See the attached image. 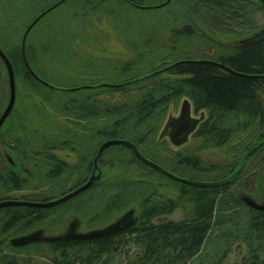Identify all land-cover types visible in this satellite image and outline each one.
<instances>
[{
  "label": "trees",
  "instance_id": "1",
  "mask_svg": "<svg viewBox=\"0 0 264 264\" xmlns=\"http://www.w3.org/2000/svg\"><path fill=\"white\" fill-rule=\"evenodd\" d=\"M68 1L82 10L76 21L86 37L96 29L89 16L113 0ZM116 1L139 11L165 12L163 25L153 30L120 25L119 40L132 59L118 63L78 54V65L65 74L45 67L41 46L26 45L29 66L22 42L14 52L3 49L25 97H17L1 128L18 151L20 170L0 158V200L45 202L64 196L90 178L98 149L109 139L132 141L147 158L197 181L230 176L258 144L234 181L217 187L178 182L127 147L110 146L99 162L108 167L106 173L86 191L52 207L0 208V264H228L235 253L237 264H264V210L242 200L250 195L264 202V41L239 43L260 29L261 0ZM28 5L34 8V0ZM207 44L212 52L205 50ZM95 45L88 39V46ZM47 77L76 84L61 87ZM6 89L0 58V115ZM184 98L195 112L206 114L193 134L195 145L171 151L158 135ZM223 148L229 155L224 162H208L201 155ZM21 191L33 193L19 196ZM130 209L134 224L103 239L25 247L10 243L38 229L48 236L61 234L74 219L84 229L103 228ZM178 209L184 212L181 220L167 219ZM68 211L72 214L60 228Z\"/></svg>",
  "mask_w": 264,
  "mask_h": 264
},
{
  "label": "rangeland",
  "instance_id": "2",
  "mask_svg": "<svg viewBox=\"0 0 264 264\" xmlns=\"http://www.w3.org/2000/svg\"><path fill=\"white\" fill-rule=\"evenodd\" d=\"M10 1L0 0V47L9 51L13 50L14 52L17 43H19V41H23L24 34L34 19L44 9L53 5L58 0H34V8L29 7L28 5L31 3V0ZM77 7L79 6L76 5V3L66 0L40 19L28 33L26 45L41 46L42 54H44L42 57L45 61L46 68L56 72L72 74L67 69H70L74 64L78 65V62H76L78 54L83 57L98 60L106 59L118 63L132 59L133 53L131 50L128 49L121 40H119L120 25H122V23L124 25L128 24L129 28L132 27L137 29H141L143 26L145 29L153 30L163 25V20L160 19L162 18L160 15L165 13L163 10L139 11L136 8L119 5L116 0H113L112 2L106 4L101 12L89 16V19L95 23L94 27L96 29L90 31L89 35L85 33L87 36L84 37V33L82 32L83 28L81 24L76 21L81 13L83 15V12L80 9L78 10ZM257 21L261 25V29L264 26L263 14L258 13ZM88 39L90 41H95L98 45L93 47L88 46ZM204 48L205 50L212 52V47H210L209 44L205 45ZM36 69L44 73L41 68ZM47 79L53 84L61 87H74L73 85L76 84L75 80L63 78L52 79L48 77ZM79 82H81V80H78L77 83ZM18 86H21V84L17 81V97H25L24 89L21 87L22 91L20 93ZM6 94L7 96L5 95V99L3 101L4 106L2 108V112L9 100V86L8 89H6ZM184 99L180 101L177 108H172L170 110L160 133L170 117L179 116ZM201 112L197 113L193 109L192 114L195 117H200ZM158 140L163 141L171 151H178L188 146L195 145L193 135L189 138V141L186 144L180 147L174 146L169 137H164L163 139L158 137ZM235 144H237V142H235L234 145ZM11 145L12 144L9 142V139L5 135V131L1 129L0 157L2 160H5V163L9 166H11V164L19 165L20 159H18V155L16 154V151L11 148ZM227 149L228 148L208 150L201 152V155L208 160V162H224V160L229 159V155L226 153ZM62 156L65 155L63 154ZM73 157L70 158V160L74 159ZM11 160L13 162H11ZM101 164L103 165L104 172L106 173L108 167H104L103 163ZM102 173L103 172L100 171V175H102ZM176 173L181 175L178 172ZM32 193V191H21L19 192V196ZM76 203L77 202H74L73 206H76ZM62 208H64V206ZM70 214H72V211H68L67 214L61 217V220H59V225H61L60 228L65 226ZM183 217L184 212L181 209H178L171 215L167 216V219L179 221ZM131 221H134V217ZM77 232L79 233L78 230ZM239 260L240 255L235 253L232 255L228 264H237Z\"/></svg>",
  "mask_w": 264,
  "mask_h": 264
},
{
  "label": "water",
  "instance_id": "3",
  "mask_svg": "<svg viewBox=\"0 0 264 264\" xmlns=\"http://www.w3.org/2000/svg\"><path fill=\"white\" fill-rule=\"evenodd\" d=\"M66 0H58L53 5L49 6L47 9L42 11L30 24V26L27 28L23 41H22V51L24 58L26 59V39L28 36V33L32 29V27L40 20L42 19L46 14H48L51 10L55 9L57 6L65 2ZM170 0H168L169 2ZM262 6L264 8V0H261ZM145 8H149V6H142ZM160 7V6H157ZM264 41V26L256 33L252 34L251 36L242 38L239 40V43L242 45H250L258 42ZM0 58L3 61L8 75V86H9V100L8 103L4 109V111L0 115V129L12 113L16 100H17V81H16V73L14 70V66L12 61L10 60L9 56L6 54V52L0 47ZM180 63V62H178ZM27 65L29 66L28 62ZM176 65V64H175ZM174 66V65H172ZM171 66V67H172ZM167 68L161 69L159 71L153 72L150 75H155L160 72L165 71ZM33 72V71H32ZM34 75H36L33 72ZM49 84V83H47ZM103 85H109V86H117V84H109L104 83ZM88 86H82L80 88H86ZM77 89V88H75ZM79 89V88H78ZM74 90V88L72 89ZM194 107L193 103L190 99L186 98L183 100L181 105L180 114L177 117H170L163 130L160 133V139H163L164 137H169L171 143L176 146L180 147L184 144H186L189 141V138L195 133V131L198 129V126L205 118V113L201 112L200 117H195L192 114ZM258 143H255L250 149L247 151V153L244 155V158L241 162L240 167L230 176L219 179L216 181H197V180H191L188 178L181 177L179 175L174 174L170 170L166 169L162 165L154 162L153 160L147 158L142 152L139 150V148L129 140L125 139H109L104 141L101 146L98 149V152L94 158V168L92 171V174L90 178L83 183L82 185L78 186L77 188L72 189L68 193H66L64 196L49 200L45 202H31V201H21L19 199H9V200H0V208L9 206V205H25V206H36V207H52L58 204H61L76 195L86 191L92 185L99 177V162L100 159L104 153V151L113 145H122L127 147L128 149L132 150L135 156L143 163L151 166L152 168L162 172L163 174L167 175L168 177L189 185L193 186H199V187H217V186H223L226 184L231 183L234 181V179L238 176L240 171L242 170V166L244 165L246 159L250 155V153L253 151L255 146ZM5 161V160H4ZM11 162H13L11 160ZM8 165V164H7ZM14 166V167H13ZM18 166V167H17ZM8 167L18 171L20 170V164H11V166L8 165ZM19 168V169H18ZM242 200L250 207L257 209V210H264V202H260L257 199L253 198L250 195H243ZM135 211L133 209L128 210L125 212V214L118 219L116 222L101 228L97 230H91L84 233H78L77 228L79 226L78 220L74 219L70 222L69 227L67 231L62 235H54V236H48L44 229H38L31 233H28L26 235L13 237L10 239L11 245L15 247H25L34 243L39 242H72V241H92V240H99L103 239L109 236H113L115 234L121 233L126 231L128 228H130L134 221H131V219L134 217Z\"/></svg>",
  "mask_w": 264,
  "mask_h": 264
},
{
  "label": "flooded vegetation",
  "instance_id": "4",
  "mask_svg": "<svg viewBox=\"0 0 264 264\" xmlns=\"http://www.w3.org/2000/svg\"><path fill=\"white\" fill-rule=\"evenodd\" d=\"M202 123V122H201ZM200 123V124H201ZM200 126V125H199ZM198 126V127H199ZM0 133H1V129H0ZM14 151H16V153L18 154V151H17V149L14 147ZM1 158V157H0ZM3 163H4V161H3ZM93 171V170H92ZM100 171H102L103 173H102V175H100ZM98 174H99V177H98V179L95 181V182H97V181H100L102 178H103V176H104V174H105V172H104V168H103V165L102 164H99V172H98ZM76 180H75V178H73V180H72V182H75ZM72 189H74L73 187H71V188H69V190L66 192V193H68L69 191H71ZM118 220V219H117ZM116 220V221H117ZM115 221V222H116ZM69 227V226H68ZM68 227L63 231V232H61V234H58V235H62V234H64L66 231H67V229H68ZM104 228V227H103ZM80 229H81V231H80ZM99 229H101V228H99ZM129 229V228H128ZM127 229V230H128ZM77 230L79 231V233H84V232H88V231H91V230H97V229H84V228H82L80 225L78 226V228H77ZM125 232V231H124ZM122 233V232H121ZM118 234H120V233H118ZM116 235V234H115ZM92 241H94V240H92Z\"/></svg>",
  "mask_w": 264,
  "mask_h": 264
}]
</instances>
